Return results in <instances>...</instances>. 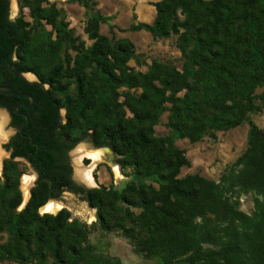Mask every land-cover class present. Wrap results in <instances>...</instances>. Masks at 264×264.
<instances>
[{"label":"trees","instance_id":"obj_1","mask_svg":"<svg viewBox=\"0 0 264 264\" xmlns=\"http://www.w3.org/2000/svg\"><path fill=\"white\" fill-rule=\"evenodd\" d=\"M44 1L19 0L20 9L29 10L30 23L22 15L10 19L9 0H0V85L35 98L33 107H17L28 121L4 145L10 159L0 177V235L5 234L0 261L76 264L85 258L84 225L70 221L64 208L39 213L50 199L69 191L95 209L102 230H120L135 251L156 257L159 264H264V131L249 121L238 182L230 175L222 186L197 174L179 177L190 161L174 145L178 138L195 142L237 127L264 108V0L154 2V20L128 29L154 37L176 34L184 63L177 69L153 60L146 72L129 66L134 45L125 38L113 40L111 16L99 11L89 16L85 32L92 42L87 46L62 24L56 7ZM72 1L86 9L96 5L94 0ZM44 23L51 31L38 30ZM101 23L112 38L99 33ZM52 34L64 53L46 70L38 60ZM26 72L38 81L27 80ZM66 79L74 83L73 94ZM121 87L141 92L131 103L120 104ZM258 87L263 89L256 94ZM20 102L31 100L0 93V107L16 129L25 121L15 112ZM61 108L66 109L65 123ZM164 112L169 134L156 136L153 127ZM84 139L95 148H109L119 168H129L139 181L132 179L119 190L76 183L68 152ZM15 157L29 161L37 174L20 210ZM235 185L260 194L251 214L239 209L233 195L224 194L236 192Z\"/></svg>","mask_w":264,"mask_h":264},{"label":"rangeland","instance_id":"obj_2","mask_svg":"<svg viewBox=\"0 0 264 264\" xmlns=\"http://www.w3.org/2000/svg\"><path fill=\"white\" fill-rule=\"evenodd\" d=\"M96 5L93 9H86L77 1L72 0H45L43 5L53 4L59 11V18L62 24L72 29L74 35L78 36L80 41L85 45H90L91 40L87 38L85 32L87 19L94 11H99L103 15L111 16V23L116 26L114 29L113 40L125 38L131 41L135 48V56L130 59L128 64L134 70L139 72H146L153 60L167 64L171 67L181 69L184 63L182 54L177 46V35L170 34L166 37H154L150 32L145 30L131 31L128 27L131 24L139 22L151 23L156 11L152 5L158 0H94ZM19 15L23 16L25 21L30 23L32 18L29 16V10L25 7L20 9L19 0H9V16L10 19H15ZM43 27H38V30L44 28L46 32L51 31V26L44 23ZM99 33L112 38L108 26L104 23L99 25ZM45 52L41 53L38 60L42 68L50 69L57 62L56 55L63 56L64 47L59 50V46L55 41V35L49 37L44 44ZM71 56L74 51L68 50ZM24 77L30 81H38L37 76L32 72H26ZM69 84V94L74 93V83L71 80H64ZM48 87V85H45ZM263 87H258L255 90L256 94L262 91ZM121 96L118 98V103L124 104V101L134 100L141 92L140 88H125L118 89ZM58 97L64 98L63 94H57ZM256 104L261 107L260 101L255 100ZM126 111V116L130 117L132 114L128 111L126 106H123ZM62 123L66 122V109H60ZM7 121L5 125L4 142L14 135L15 130L10 126V116L6 114ZM167 112H164L157 124L154 125V134L156 136H165L169 134V130L164 126L166 122ZM249 121L257 125L264 131V108L252 112L248 115V119L239 126L228 129L216 131L213 135H206L198 141L191 142L187 138H178L174 145L183 150L185 156L190 161L189 166H184L180 170L179 177L189 174H197L209 181H212L220 186L225 183V180L232 175L233 182L237 181L236 176L239 174L241 165L239 158L245 152L248 145V131ZM5 143H1L0 150L4 152L0 165V177L2 178L3 165L10 159L9 150L4 148ZM76 146V147H75ZM76 148L82 147L84 150L102 149L101 160L95 165L91 174L96 183L89 185V188H98L104 186L106 188L121 189L127 182L136 179L129 168L121 170L116 163V156L107 147L95 148L88 139H84L75 145ZM5 149V150H4ZM87 160V163H85ZM19 177V190L21 192V203L23 202V182L25 177L32 178V184L29 191L34 186L36 176L35 171L31 165L23 158H13ZM82 164L88 166L91 160L87 157L82 158ZM72 167V165H71ZM116 168V170H115ZM74 168L72 167L73 175ZM148 183L149 179H144ZM80 184V183H79ZM81 185H83L81 183ZM84 186V185H83ZM85 187V186H84ZM236 192L225 191L227 196H234L239 201V209L244 213L251 214L255 209L256 199L260 198V194L255 192H243L235 185ZM60 201L63 203L61 208L66 209L70 213V221L77 220L80 224L85 226V241L83 245L87 248L85 258L76 264H159L156 257H146L142 253L134 250L133 243L130 239L125 237L120 230H102L95 216V209L89 207L86 201L82 200L77 194L69 191H63L58 199H50ZM48 201V202H49ZM137 213L138 209L132 208ZM58 211V210H57ZM56 211V212H57ZM40 214L50 213L43 210V206L39 209ZM5 240V234L0 235V243ZM0 264H28L16 258L5 259L0 261Z\"/></svg>","mask_w":264,"mask_h":264},{"label":"bare ground","instance_id":"obj_3","mask_svg":"<svg viewBox=\"0 0 264 264\" xmlns=\"http://www.w3.org/2000/svg\"><path fill=\"white\" fill-rule=\"evenodd\" d=\"M7 117L6 113L3 110H0V139H3L5 137V125H6ZM4 140V139H3ZM101 152L102 149L97 150H84L82 147H78L73 151L72 155V161L74 164V177L82 182L85 185H94V180L91 174V171L95 167V165L101 160ZM4 155V152L0 150V162ZM87 157L91 160V164L88 166H85V164H82V158ZM1 168V165H0ZM116 170V168H115ZM32 184V178L25 177V180L23 182L22 188H23V200L25 201L29 196V189ZM63 206V203L56 200H51L47 202L43 206V210L45 212L55 213L57 210H59Z\"/></svg>","mask_w":264,"mask_h":264},{"label":"water","instance_id":"obj_4","mask_svg":"<svg viewBox=\"0 0 264 264\" xmlns=\"http://www.w3.org/2000/svg\"><path fill=\"white\" fill-rule=\"evenodd\" d=\"M24 74L25 73H23V76H24ZM30 81V80H29ZM0 93L1 94H5V95H12V96H15V97H18V98H29L30 100H31V102H30V104H26V103H24V102H21V103H19V104H17L16 105V107H15V112L17 113V114H20V115H23V116H25V121L19 126V131H21V129H22V126L24 125V124H26V122L28 121V116L25 114V113H21V112H18L16 109H17V107L18 106H20V105H23V106H25L26 108H31V107H33V105H34V102H35V98L33 97V95H31V94H29V93H26V92H19V91H16V90H13L12 88H10V87H8V86H4V85H0ZM0 110H3L6 114H9L5 109H3V108H1L0 107ZM5 143L4 142V140L3 139H0V147L1 148H3L2 147V144L1 143ZM76 147V146H75ZM75 147H73L69 152H68V157H69V161H70V164L72 165V167L74 168V164H73V161H72V153H73V149L75 148ZM5 150V149H4ZM10 152V151H9ZM9 155H10V153H9ZM15 158H21V157H15ZM27 161V160H26ZM28 162V164L30 165L31 163L29 162V161H27ZM35 176L37 177V174H36V172H35ZM72 179L76 182V183H82V182H80L79 180H77L75 177H74V172H73V175H72ZM83 184V183H82ZM94 184H95V186H96V183H95V181H94ZM86 188H89L90 186H88V185H85V184H83ZM30 195H31V192L29 191V196H28V198L24 201L23 200V202H22V204H21V206H20V209H23L24 207H25V205H26V203L28 202V200H29V198H30ZM62 208H60L58 211H60ZM57 211V212H58ZM57 212H55V213H50V214H56Z\"/></svg>","mask_w":264,"mask_h":264},{"label":"flooded vegetation","instance_id":"obj_5","mask_svg":"<svg viewBox=\"0 0 264 264\" xmlns=\"http://www.w3.org/2000/svg\"><path fill=\"white\" fill-rule=\"evenodd\" d=\"M20 103H21V102H20ZM18 104H19V103H18ZM5 110H6V109H5ZM6 111H7V110H6ZM7 112H8V111H7ZM8 113H9V112H8ZM9 116H10V114H9ZM10 123H11V117H10ZM10 126H11V124H10ZM11 127L15 130V133H16V131L19 129V128L16 129V128L13 127V126H11ZM18 131H19V130H18ZM15 133H14V134H15ZM9 139H10V138H9ZM9 139H8V140H9ZM92 177H93V176H92ZM80 185H81V184H80ZM82 186H83V185H82Z\"/></svg>","mask_w":264,"mask_h":264}]
</instances>
